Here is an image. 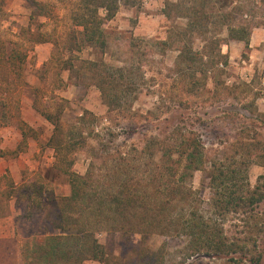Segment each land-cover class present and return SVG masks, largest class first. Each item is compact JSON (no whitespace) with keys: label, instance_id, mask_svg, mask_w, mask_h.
<instances>
[{"label":"rangeland","instance_id":"obj_1","mask_svg":"<svg viewBox=\"0 0 264 264\" xmlns=\"http://www.w3.org/2000/svg\"><path fill=\"white\" fill-rule=\"evenodd\" d=\"M39 1L52 4L51 17L33 20L27 0H0V264H45L37 247L50 227L42 206L50 191L71 192L49 144L54 126L34 107L36 97L53 114L65 107V132L84 110L93 112L84 138L75 139L83 143L72 152V170L99 181L100 189L132 178L150 182L161 161L147 147L158 152L182 132L198 135L211 161L186 180L188 203L181 201L179 212L193 215L197 232L222 230L239 246L207 253L189 244L191 234L144 239L107 229L97 236L110 259L83 264H116L125 254L135 259L131 249L140 245L162 251L157 264H264V0H120L106 23L107 47L80 42L78 33L73 51L67 46L80 1ZM231 27L250 30V44L233 38ZM43 33L51 40L31 45ZM22 43L30 46L26 62L10 69L6 55ZM89 60L105 62L118 76L125 69L122 105L108 106ZM214 162L230 174L224 186L210 185ZM54 163L56 177L46 179ZM229 194L244 199L223 206ZM161 209L172 214L171 207Z\"/></svg>","mask_w":264,"mask_h":264},{"label":"trees","instance_id":"obj_2","mask_svg":"<svg viewBox=\"0 0 264 264\" xmlns=\"http://www.w3.org/2000/svg\"><path fill=\"white\" fill-rule=\"evenodd\" d=\"M79 1L80 4L73 16L77 18V21L74 22L67 49L73 51L75 45L79 46L78 33L82 36L80 42L85 41L105 49L107 47L106 23L119 9L120 0ZM27 4L32 9L31 19L33 20L36 17L52 16V4L48 2L27 0ZM198 11L200 10L195 8L193 13H198ZM230 33L233 38L244 41L246 46L250 44V30L246 27H231ZM39 36L33 35L30 39L31 45L51 40L46 33L39 34ZM29 47L28 44L23 43L14 46L6 55V65L8 64L10 69H21L28 57ZM179 49L181 51L179 56L184 59L185 51L182 48ZM205 55L202 54L203 57ZM225 57L227 58V55ZM89 66H91L92 73L97 79V85L106 98L108 106L113 108L115 105H122L124 95H120V92L127 90L124 87L125 69L117 70L116 73L121 74L118 76L111 74L112 70H109L111 66L103 61L89 60ZM59 99L65 100L63 97ZM34 107L54 126L49 144L54 149L56 160L60 159V163H63L58 168L67 173L71 186V192L68 195L59 196L54 191L48 192L47 203L42 206L47 209L46 223L50 227L48 232L40 238L37 247L41 253V260L45 264H56L55 262L59 261L63 264H83L86 259L99 261L110 259L106 246L97 236L100 230L107 229L129 233L140 232L144 239L151 233L191 234L189 244L197 251L206 250L207 253H211L210 251L213 250L215 253L229 254L237 250L239 246L229 242L222 230L210 231L202 228L197 232L193 227L198 226L199 222H193V215L186 216L179 212L178 207L180 203H183L181 201L188 203V196L185 192L190 189L185 186L186 180L192 178L196 170L204 168L203 166L211 161L198 135L193 132H182L172 141V146L165 147V149L161 146L158 152L150 149V146L147 147L146 150L151 157L159 153L161 161L158 165L159 170L156 175L152 176L150 182L145 183L143 178H132L127 182L114 184L117 188L109 182L106 185L108 188L100 189L101 184H96L99 181L87 174L82 175L72 170L75 161L71 156L72 152L80 146V143H83L75 139L78 136L84 138L83 127L86 123L93 122V112L84 110L78 124L76 123L69 132H65L61 123V115L65 107H59L58 111L53 114L50 109L41 107L37 97L34 100ZM91 117L92 120H90ZM23 137L25 140V132H23ZM69 137L71 144H67ZM141 152L146 153L145 150ZM128 153L130 152H126L125 155L127 156ZM212 165L214 166L210 185L224 186L230 174L222 167H217L216 162ZM51 166V168L48 167L44 177L46 179L51 177L53 180L56 177V173L52 171L55 163ZM180 169L182 173H179ZM7 175L10 176L9 173ZM243 197L241 194L238 196L229 194L221 204L223 206L239 205ZM255 200L254 196H251L248 201L251 203ZM167 206L171 207L172 214H166L161 209ZM165 221L167 225H164ZM131 253L135 259L125 254L116 260V264H137L142 256H147L145 264H157L160 257H164L160 249L155 251L143 245L131 249Z\"/></svg>","mask_w":264,"mask_h":264}]
</instances>
